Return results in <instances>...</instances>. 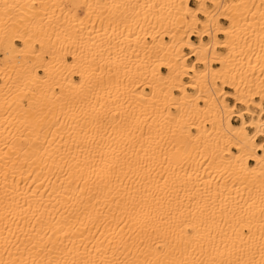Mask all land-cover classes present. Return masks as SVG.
Wrapping results in <instances>:
<instances>
[{
    "label": "bare ground",
    "instance_id": "1",
    "mask_svg": "<svg viewBox=\"0 0 264 264\" xmlns=\"http://www.w3.org/2000/svg\"><path fill=\"white\" fill-rule=\"evenodd\" d=\"M263 103L264 0H0V264H264Z\"/></svg>",
    "mask_w": 264,
    "mask_h": 264
},
{
    "label": "rangeland",
    "instance_id": "2",
    "mask_svg": "<svg viewBox=\"0 0 264 264\" xmlns=\"http://www.w3.org/2000/svg\"><path fill=\"white\" fill-rule=\"evenodd\" d=\"M191 5L192 6H195V4L192 2L191 3ZM221 23L224 25L225 24V21H223V20H221ZM219 37V39L220 40H222V36L221 35H219L218 36ZM194 41H197L198 40V38L197 37H195V36H193V38H192ZM205 40H207V38H204ZM219 51H223V49H219ZM189 51L187 50V49H184V53L185 54H187ZM192 59H190V60H188V62H190ZM224 90H226V91H231V89H229L228 87H224ZM228 102H229V104H232L233 103V100H231V99H226ZM264 104V103H263ZM237 107V109H241L242 107L241 106H239V105H237L236 106ZM245 119L246 120H249L250 118H249V116H245ZM231 122L233 123V124H238L240 121L236 118V117H232L231 118ZM249 132H251V129H249ZM263 140V137H259L258 138V142H260V141H262Z\"/></svg>",
    "mask_w": 264,
    "mask_h": 264
}]
</instances>
